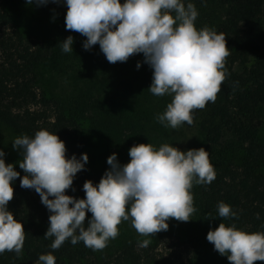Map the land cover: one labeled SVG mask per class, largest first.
Segmentation results:
<instances>
[{
	"label": "clouds",
	"instance_id": "1",
	"mask_svg": "<svg viewBox=\"0 0 264 264\" xmlns=\"http://www.w3.org/2000/svg\"><path fill=\"white\" fill-rule=\"evenodd\" d=\"M50 0H26V4L47 5ZM57 3L58 0H51ZM67 7L65 28L86 39L85 50L99 45L109 63L126 62L143 54V62L152 70L149 92L171 97L156 120L166 128L192 125L193 111L215 102L225 79L224 61L229 55L225 36L207 28L197 30L198 12L184 0H63ZM73 37L62 43L64 53L73 52ZM141 66L137 62V69ZM13 149L20 150L19 168L25 175L5 163L0 150V254L5 251L19 256L25 240L21 222L8 209L13 199V183L19 177L20 187L34 189L50 215L44 238L53 237L50 247L58 249L66 240L93 251L102 250L118 234L121 221H130L144 237L168 229L173 218L187 222L194 213L190 192L193 182L209 184L215 178L208 152L203 147L181 151L162 144L133 145L130 160L120 164L116 153L107 157L110 166L98 183L85 181L84 198L65 194L76 174L83 170L88 156L66 157L65 143L56 134L38 130L34 136L14 139ZM51 197V199H50ZM86 213L91 216L86 219ZM220 218L236 213L224 202L217 205ZM259 218V214H257ZM208 242L226 256L230 264H254L264 261V232H248L234 225L219 223L208 231ZM138 241V247L150 244ZM36 264H55L52 254H41Z\"/></svg>",
	"mask_w": 264,
	"mask_h": 264
},
{
	"label": "trees",
	"instance_id": "2",
	"mask_svg": "<svg viewBox=\"0 0 264 264\" xmlns=\"http://www.w3.org/2000/svg\"><path fill=\"white\" fill-rule=\"evenodd\" d=\"M21 1L0 0V124L18 137L31 138L38 130H47L65 143L66 157L75 154L79 158L88 145L87 131L74 115L64 112L58 101L45 98L35 88L36 68L49 59L53 47L44 40L15 37V30L13 34L6 32L12 27L14 6ZM189 2L199 10L194 21L196 29L222 33L229 55L215 102L196 109L195 126L215 178L209 184L193 182L190 192L196 227L185 235L184 242L191 247V264H230L207 241L209 230L222 222L248 232H264V139L259 137L264 108V0H184L185 5ZM37 8L43 18L54 17L65 26L67 7L63 0H50ZM139 55L151 82L152 70L143 62V54ZM120 156V164L128 163ZM22 159L5 160L21 177L25 175L19 168ZM104 172L98 176L86 163L65 194L84 198V182L96 184ZM19 179L13 183L14 195L8 209L22 223L25 240L19 256L5 251L0 254V264H36L39 255L49 253L55 257V264H170L149 254L148 246L138 250L129 242H121L112 253L93 251L83 242L73 245L70 240L53 250L50 245L54 238H44L50 213L34 189L20 187ZM219 202L229 205L236 216L220 218ZM90 216L86 213V219Z\"/></svg>",
	"mask_w": 264,
	"mask_h": 264
},
{
	"label": "rangeland",
	"instance_id": "3",
	"mask_svg": "<svg viewBox=\"0 0 264 264\" xmlns=\"http://www.w3.org/2000/svg\"><path fill=\"white\" fill-rule=\"evenodd\" d=\"M11 26L7 33L13 34L15 30V37L44 40L53 47L49 59L36 68L35 88L45 98L58 101L64 112L74 115L87 131V163L98 176L110 167L106 161L113 153L129 162L128 151L136 144L149 143L156 149L168 144L181 151L201 147L202 136L195 126L196 110L190 126L185 123L172 129L157 122V114L165 111L171 97L149 92L151 82L143 65L136 67L141 55H132L126 62L109 63L98 44L85 50L82 45L86 37L66 30L54 17L43 18L37 6L26 4V0L15 4ZM69 35L73 37V52L64 53L62 43ZM17 137L0 124V150L4 151L5 160L22 158L20 150L12 147ZM259 137L264 139V108ZM167 223L166 231L144 237L130 221H121L118 236L100 251L115 252L121 242L133 243L143 250L145 247H138L137 242L149 239L147 252L156 259L169 260L170 264H191V247L184 237L196 227L194 213L187 222L169 218Z\"/></svg>",
	"mask_w": 264,
	"mask_h": 264
}]
</instances>
